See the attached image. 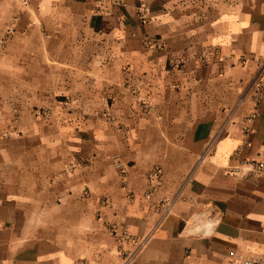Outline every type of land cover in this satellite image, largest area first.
Returning a JSON list of instances; mask_svg holds the SVG:
<instances>
[{"label":"crops","instance_id":"obj_1","mask_svg":"<svg viewBox=\"0 0 264 264\" xmlns=\"http://www.w3.org/2000/svg\"><path fill=\"white\" fill-rule=\"evenodd\" d=\"M262 253L264 0H0V264Z\"/></svg>","mask_w":264,"mask_h":264},{"label":"built area","instance_id":"obj_2","mask_svg":"<svg viewBox=\"0 0 264 264\" xmlns=\"http://www.w3.org/2000/svg\"><path fill=\"white\" fill-rule=\"evenodd\" d=\"M115 167L117 169L122 168L120 159L116 160ZM244 168H247V171H245L243 174H248V173L255 174L262 169V165L257 161L242 160L239 162V167L235 170L240 171L243 170ZM240 264H264V253H262L258 257H246L240 261Z\"/></svg>","mask_w":264,"mask_h":264},{"label":"rangeland","instance_id":"obj_3","mask_svg":"<svg viewBox=\"0 0 264 264\" xmlns=\"http://www.w3.org/2000/svg\"><path fill=\"white\" fill-rule=\"evenodd\" d=\"M64 100H65V98H64ZM77 126H80L79 124L78 125H73V127H77Z\"/></svg>","mask_w":264,"mask_h":264}]
</instances>
